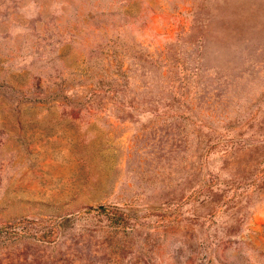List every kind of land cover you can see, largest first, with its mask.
I'll list each match as a JSON object with an SVG mask.
<instances>
[{
  "label": "rangeland",
  "instance_id": "1",
  "mask_svg": "<svg viewBox=\"0 0 264 264\" xmlns=\"http://www.w3.org/2000/svg\"><path fill=\"white\" fill-rule=\"evenodd\" d=\"M0 264H264V0H0Z\"/></svg>",
  "mask_w": 264,
  "mask_h": 264
}]
</instances>
